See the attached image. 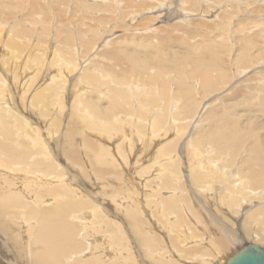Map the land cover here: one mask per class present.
Masks as SVG:
<instances>
[{
    "label": "rangeland",
    "instance_id": "rangeland-1",
    "mask_svg": "<svg viewBox=\"0 0 264 264\" xmlns=\"http://www.w3.org/2000/svg\"><path fill=\"white\" fill-rule=\"evenodd\" d=\"M73 1L74 0H7V1L2 0V1H0V11L3 10L2 12H0V15H1L0 16L1 17L0 18V21H1L0 22V24H1L0 25V76H4V77H1L2 79L4 78L3 82L0 78V80H1L0 81V93H1L0 94V146L5 144L4 148H5V146H7V149H6L7 152L6 153H8L11 156V158H10V157H8L9 155H7V154L4 155L3 158H5L4 160H5L6 165H12L15 163V164L19 165L20 167L25 165V166H28V168H30L31 166H29V165H31L32 162L34 164V161H36L34 159H31L32 161L30 160L29 157L32 154L36 153L37 159L41 160L42 158L38 157V156H42L43 153L44 154L47 153L46 155L47 156L50 155L51 157L50 158L48 157L47 159L43 158L44 161L42 160V163L38 162L40 164V166L37 164V162H35L37 165L35 164L33 166V164H32V168L35 169V171H40L41 173L44 171V173L48 172L51 174L57 173V175H62V176L65 175V177H68V179L73 176L71 178L73 180L71 181L69 179V181L73 184L74 189H77L76 190L77 193L81 192L82 194L84 193V194H88V195L91 193V195H92V196L89 195L90 197L87 195L85 198H82V200H84V199H86L87 201L92 200V202H93L92 204H94L96 207H98L99 211L101 210V209H99L100 207H105L104 210L101 212H102V216L104 215L105 219H106V217L109 216L107 218V221L104 220L105 222L103 225L108 229L106 230L104 227L103 228L101 227V228H99L100 230L97 229L98 232H96L95 234L99 233V231H101V229H103V231H101L100 233L103 232L105 234H110V236H111L109 239L110 245L108 244L110 246V248H112L113 250H118L117 249L118 247L122 249L121 256L118 254L116 256L117 259L115 258L116 263H114L115 262L114 261L113 264H117L118 263L117 260L120 257L123 258L122 255L124 256V259H125L124 261H121L122 264H124V263L128 264V263H131L133 260H135V259L137 260L138 258H140L141 255L140 254L136 255L138 253L137 252L134 253L133 249H131L128 253L124 242H126V241L129 242V241H131V239H133L132 241H134V243H133L134 245L138 246V245L142 244V246H145L144 244H147L146 243L147 240L144 239L145 235H146L145 237H147V239H150V242H148L147 247L151 248V250H149L150 251L149 253L151 254V256L145 255L147 252H145V249L142 247L143 252H145V254H144L145 257L143 255V258H144V260L145 259L149 260V258L152 259L155 257H156L155 259H157L158 256L160 255V253L157 252L158 251V249L156 250L157 247L155 248L152 245H156L157 240L159 241V243L161 242L162 244H164L165 241L167 242V240L164 241L165 236L167 239L169 237V235L166 234L167 232H169L167 230L170 228L171 229L170 234L174 235L177 232L176 229H178L179 226H182V225L184 226V228L185 227L187 228V225L190 226L192 232H194V230L196 232L195 237H197L201 240V246H199L200 250H198V252H200V253H197V255L194 254V257L197 256V258H199L200 260L202 258V260H203L202 264L205 263L204 262L205 260H209L210 263H211V260L214 261L215 264H216L215 261L220 263L219 259L222 255V253L220 251L219 244H216V245H214V244L217 240H218L217 242H220L223 244H227L229 241L227 236H225L222 232H215V231H217L215 227H217V228L220 227L222 221H224L226 223L227 227L230 230H237L238 229L237 225L239 223L236 220L237 219L241 220L240 221L242 223L241 229H242V233H243L242 237H244V235L246 236L247 232L250 235V236H246L247 240H249V238L251 237V232L253 231V225L257 226L256 222L260 223L258 225L259 230H261L260 232H262V230H264V223H263L262 218H259L262 221H257L258 219H256L255 217H254L255 219L254 218L253 219L247 218L246 223L245 222L243 223V220H242V218L246 214L250 213L249 211H251L255 207H259L261 204V201H264L263 198H260V197H264V184L260 185L259 188H261V189H259V191L256 190V191H258V194L260 197L253 196L254 201L252 202V206H250L251 204H249V202H247V205L250 206L249 208H245L242 206L238 208V205H239L238 200H240V199L238 198L236 200L237 202L236 201H230L232 199V197H226L225 198L226 203L222 204V205L211 204L208 202L205 203V200L211 201V202L213 200L215 201V199L213 198L215 187L211 188V191L209 193H206L207 195L202 196L203 193L200 192V190H202V189L198 188V185H200V184L196 185V183L190 179L191 178V171L189 170L188 165H189V161H191V160H190V158L188 159V157H190L189 153L191 151L189 152V148L186 149L187 148L186 139H188L190 137L192 140L190 142L196 141V143H197V141H198V144L200 143L199 145L201 146V148L204 151H206L207 148L209 149V146L212 145V154L213 155H216V153H219V152H218V145H215L214 149H213L214 144L208 141V139L210 137H207V139L205 137L207 134H210V133H211V137H218V138H220V141L224 139V138L220 137L221 135H225L227 140H233V141L237 140V143L229 145V146H232V147L236 146V152H237V154L239 153L241 157H244V156L247 157V156L251 155L252 149L254 147H260L264 151V76H262V75H264V73L262 74V71L264 70V65L260 66L261 64L259 62V61L264 62V25H263L264 24L263 23L264 22V20H263L264 0L263 1L261 0L259 2V4L253 0H246V1H249L246 4L244 3L246 5V7H245V5L240 6V9H241L240 13L241 14H238L235 16V11L229 10L230 13L229 12H227V13L224 12V14L222 13L221 16H224V18L221 21L216 16H213V15L212 16L214 18L212 16L201 17L199 14L198 16L200 18H202V19L207 18L209 22H210L211 18H212L211 22H213V20H215V19H217V21H215L213 23L210 22V25L206 24L207 26L205 24L204 25H198V24H196V22L199 21L200 18H198V16H197L198 20L196 19L197 21H195V24L193 23V25H191V27H190L191 29L189 28V26H190L189 23L186 24L185 22H183V23L178 24V26L182 25L179 27V30H178V28L174 29L175 31L173 29H172L173 31L170 30L172 33L167 29V28H170V27H168V25L170 23H172L171 21L173 19L171 20V18H169L170 20L169 19H166V20L163 19V21H162L161 18H163V17H161L159 20V18H154V16H153V19H157L159 21L156 22V20L155 21L153 20L150 22L151 18L148 15H152V14L151 13H143V15H140L137 18L136 22L133 25L129 26L127 20H126V25L121 19H120L121 21L115 22L114 19L116 17L111 18L112 15H109V12H111L112 10L108 12V10L106 9V7H107L106 5L101 6V8H100L99 3H98V5H97V3L94 4L96 0H92V1L90 0L91 2L89 0H88V2H87V0H81L80 4H84V5H82L81 7L77 6L78 8L75 6L74 10H72V6L75 4ZM83 1H86V2H83ZM93 1H94V3H93ZM32 2H34V3L32 4ZM215 2H217V0H215ZM262 2H263V4H262ZM4 3H6V5ZM91 3H92V5H91ZM3 4L5 6H9V7H4ZM205 4H206V2L201 3V5L203 7ZM231 4H233V3H231ZM188 5H189V3H188ZM209 5H210L209 9H215V7H213L214 5L212 3ZM252 6H253V8H252ZM261 6H262V8H261ZM199 7H201V6H199ZM79 8L82 10L80 11ZM255 8H256V10H255ZM124 9L126 10V12L122 13L123 15H125L123 18L127 17L126 13L129 10L127 8H124ZM258 9H260V10H258ZM76 10H77V12L80 11V13L78 12L79 13L78 14V13L74 12ZM86 10L88 11V13ZM29 11H31V12H29ZM82 11H83V13H82ZM247 11L248 12L251 11V13L249 12L250 15L248 14ZM257 11H259V13L262 12V14H260L259 19H256L259 16V13ZM77 14H78V17L81 15L79 17L80 20L77 17ZM84 16H86V17H84ZM226 16H227V18H226ZM261 17H262V19H260ZM25 19L29 20V21H26ZM207 19H205L206 23L208 22ZM31 20H32V22H31ZM87 20H88V24H86V27H85L84 25L87 22ZM174 20H176V19H174ZM254 20H256V21H254ZM56 21H57V23H56ZM80 21H81V25L83 26L84 29L80 28L81 27V25L79 23ZM97 21L101 22L102 24L105 23L104 28L108 27L107 28L108 31L111 30L110 35H109V37H111V38H109L110 41L108 43V46H109V44H110V46L108 47L107 45H103V46H101L102 47L101 49H97V50H98V52H99V50H103V51L105 50V52L107 53L108 49H109L111 56H108L107 54L103 53V51L102 52L100 51L98 54L99 57L96 56L93 58L94 60H96L98 62L91 59L89 61L90 63L88 62L87 64H85V65H88V66H86L87 70L85 69L83 76L81 75L82 79H80V78H77L78 77L77 72H78L79 66H78V58L76 59V54H78V53H76L77 45H79L78 42L80 41L79 32L80 31H82V32L86 31V32H84L85 36L89 37V39H90L89 40L88 38H86V40L83 41V43H82L83 46L81 47L83 50L89 49L92 45L91 41H94V40L96 41L98 39L97 38L98 36H100V38H101V36L108 34V31H105V32H101L100 35H96L97 37H93L94 33L98 32V34H99L100 31L103 29V28H101V25H99V23ZM251 21L255 22L256 24H253V22H251ZM28 22H30V23H28ZM90 22L91 23L94 22V23L91 24ZM18 23H19V25H18ZM23 23H25V24H23ZM66 23H68V24H66ZM106 23H108V24L106 25ZM116 23H119V24H116ZM151 23L152 24L155 23L154 27L159 28L160 32L158 34L155 35L154 33H157V32L154 31L150 38H145L143 36L141 37V35H144L142 33H137V34L133 33V32H135V27H143V26H146L147 24H151ZM184 23L187 25L186 27H188V29L184 28L185 27ZM214 23H216V24H214ZM112 24H113V28L111 27ZM138 24H140V25H138ZM17 25L18 26L21 25L20 28ZM28 25H30V26H28ZM119 25H120V27H119ZM76 26L77 27L79 26L78 28H80V29H77ZM193 26L194 27L198 26V28L196 27V30L197 29L198 30L196 31ZM16 27L19 28L20 30L23 28L25 31L22 29L21 32L22 33L26 32L24 34L26 36H20V32ZM56 27L58 28V30H56L57 29ZM114 28H116V29H114ZM207 28H208V30H207ZM87 29L89 31H87ZM17 30L19 33H17ZM31 30H33V32ZM94 30H95V32H94ZM165 30H168L169 32L165 33L166 32ZM185 30H187V31H185ZM41 32H43V33H41ZM184 32H187L188 34L184 33ZM15 33H17V34H15ZM22 33H21V35H23ZM89 34H92L93 36L89 35ZM164 34H167V37H165ZM168 34L170 36H168ZM9 35H10V37H9ZM162 35H163V37H162ZM23 37H24V39H27L26 43L23 41ZM252 37H253V39H252ZM14 38H15V42L12 41V40H14ZM100 38L98 40H100ZM163 38H165L166 40ZM78 39H79V41H78ZM260 39H261V41H260ZM53 40L55 42H53ZM73 40L76 42L75 43V50L76 51L71 49L74 45ZM10 41L12 44L10 43ZM16 42H17L18 46L16 45ZM18 42H20V43H18ZM29 42H30V44H29ZM96 42H98V41H96ZM3 44L6 47L8 45V47L4 48ZM23 44H24V46H23ZM243 45H248V46L244 47ZM14 46H15V49H14ZM104 46L105 47L107 46V47L103 48ZM237 46H239V47H237ZM241 46H243V47H241ZM114 47H116V48H114ZM8 48H10V49H8ZM81 48H80V50H82ZM113 48H114V51H112ZM241 48H243V49L246 48V50L245 49L243 50V52H245V53L241 52L242 51ZM67 49H69V51ZM9 50H11V51H9ZM53 50H55L56 52ZM71 50H72V52H70ZM74 52H75V54H74ZM100 53H102V54H100ZM235 53H238V55ZM114 54L116 55L115 57L113 56ZM241 54H243V55L245 54V56L247 54L248 55L250 54L249 55L250 57H248V55H247V57L250 59V61L248 59V60H245V62L241 63L240 62ZM254 54H255V56H253ZM80 55H82L81 52L78 56H80ZM100 55H102V57L104 56L103 57L104 59H102ZM238 56H240V57H238ZM106 57H107V59H106ZM3 58H4V60H3ZM99 58H100V60L102 59L103 62L100 61ZM115 58H117V59H115ZM255 58H257L258 61ZM50 60H52L54 63H51ZM60 60H61V64L56 65L55 62H60ZM74 61L76 63H74ZM241 61H242V59H241ZM63 62H68L69 66L66 67L65 65H62ZM92 63H93V65H90L91 66V69H90L89 64H92ZM95 63L98 64L100 67L102 66L101 67L102 69L97 65L99 67V69H101V70H99V69L96 70L95 66H94V65H96ZM212 63H214L213 67H212ZM245 63H246V65H245ZM75 64H76V66H74ZM104 64H105V66H104ZM109 64H111L112 67L108 66ZM240 64H241V66H240ZM97 66H96V68H97ZM242 66H247L248 70L244 75H242V77H240V75H239L240 78L239 79L237 78L238 80L234 83V85H235L234 88H230L231 87L230 86V87H228V90L230 89L229 91L226 90V91L220 92V89L227 82H230V80H231L232 76L230 73L232 70H230V69H233V67H241L242 68ZM109 67H111V68H109ZM214 67L219 71H217ZM92 68L94 69L93 70L94 72L93 71L90 72V70H92ZM106 68H107V71H106ZM205 68L208 69L209 74L210 75L212 74L211 76H213L214 78L217 77L216 75L218 74V72H220V70L224 69V71H226V74H227V76H226L227 81L223 82L224 84L217 81V83H215L214 86L203 87L201 84L202 83L201 82L202 76H200V74L203 71L202 69H205ZM44 69H45V71H44ZM162 69H163V71H162ZM60 70H61V72H60ZM102 70L104 71V73ZM100 71L102 73H100ZM113 71L115 74H113ZM141 71L144 72V75ZM227 71H228V73H227ZM98 72H99V74H98ZM151 73H153L154 75L160 74V76H161V74H164V73H166L167 75H162L164 78L162 77L161 81L156 79L155 82H157V84L155 83V85L152 88V91L155 88L154 93L149 94V92H147L145 90H144V93L143 92H140V93L135 92V94H136L135 98H136V96L138 97V98H136V101L138 102L139 105H141L143 107H139L138 109L133 108V107L138 106L137 102L132 101V103L131 102L125 103L122 98H117V104L113 106L114 94L111 93L112 94L111 95L110 92H114V89H110L112 87V84H110L111 81L124 80L126 83L128 82V84H131L132 81H134V82L140 81V82H143L145 85H148L150 80L148 81L147 78H150L151 75L154 76ZM91 74H93V75L91 76ZM43 75L45 76V78H44V79H46L45 81L42 79ZM52 75H54L53 80L55 81V83H53L52 87L51 86L46 87L45 85H46V83L51 81ZM101 75H104V77ZM105 75H106V77H105ZM152 76H151L152 80L150 83H152V81H154ZM31 77L33 79H31ZM48 77H50V78H48ZM118 77L119 78L121 77V78L119 79ZM77 79H80V80H77ZM241 79L242 80L245 79L246 81L245 80L242 81ZM47 80H49V81H47ZM4 81H6L5 82L6 84L4 83ZM26 81H27V84H26ZM162 81H165L166 87L168 89L170 88L169 89L170 91L174 90L173 94L170 93V94H168V96H172L173 99L177 102L178 106L176 107V111L175 112L172 111L174 113V115H177L175 117L176 118L175 122H177V123L176 124H175V122L172 123V119H171V121L167 120L168 119V113H166L167 108L164 107L163 111H165V119H166L165 122H163L164 124L161 122L159 124L157 123L158 125L154 124V123L152 125L153 128L151 130L156 131L154 133H157L156 137H155V134H153V132H150V129L148 128V125L145 122V120H146L147 123H149L150 120L148 121L149 118L146 116L147 113H145L144 109H145V107H147V109H148L147 111H149V109L152 110V107H154L155 103H157V102L159 103V100H161L162 97H160V98L158 97L159 98L158 99L155 97V95L161 90V89H158V90H156V89L160 88L159 86H161V84H163ZM231 81L233 82V79ZM1 82L4 84H1ZM4 85H6V86H4ZM23 85H24V87H23ZM60 85H62L63 87L62 86L60 87ZM27 86L28 87L30 86V88L28 90H26ZM103 86L104 87L106 86L105 88L107 89V91ZM2 87L4 88V90L1 89ZM39 87L40 88L44 87L43 88L44 91H41V89ZM49 88L51 90H49ZM102 88H104L105 90H102ZM186 88H188V90L190 92L189 94H186V92H184L185 90H187ZM217 88H218V90H217ZM38 91H41L40 93L43 92V94H44V95H42L43 96L42 100H44V101H42L40 99V101H38L39 103L37 101H35V99L31 98L35 93H38ZM75 91L77 92L76 96L78 97L77 103L73 102V97H74ZM47 92H49V95ZM178 92H179V94H178ZM210 92H212V93H210ZM183 93H185L188 97H191V99H192L190 108L186 109L185 99L183 101L182 98H179V96L182 97ZM108 94L111 95V98L109 97ZM146 95H148V96H146ZM149 95H151L153 99L151 97H149ZM164 96H165V98L163 97V100L165 101L164 104H166V106H168L169 100L166 97V94H164ZM216 97H219V98H216ZM166 98H167V100H166ZM202 99H206V102H208V104L205 107H202V105H204L203 104L204 102L202 101ZM108 100H109V102H107ZM78 101H79V103H78ZM167 101H168V103H167ZM87 102H89V104H90V102H93V106H92L93 108L96 107L99 112L104 111L105 112L104 114H108L112 117V119H110V120L108 117H106V118H108L107 121L110 122V124L112 122L113 123L115 122V124L112 123V130H111V128H109V127H111V125L108 126L107 123H104V124L101 123L102 119L99 121V123L94 122L95 120L97 121L98 116H95V118H93L92 114L88 115L87 112H89L88 111L89 107L87 109ZM84 103H85V105H84ZM199 104H200V106H199ZM198 108H200V109H198ZM11 114H13V115H11ZM10 115L13 116L14 118L11 117ZM16 115H18V116H16ZM101 115L103 116V114H101ZM119 115L133 116L134 118L137 119V120L135 119L137 122L135 120L132 121L126 117H125L126 119L124 118L125 120H123L122 116H119ZM166 115H167V118H166ZM15 116H16V118L18 117L17 118L18 120L15 118ZM115 116L118 117V120L116 119V121L115 120L112 121L113 118H115ZM226 117H227V119H226L227 124L223 125V123H222L223 119ZM140 118H142L143 120L141 121ZM199 120H201L200 123H198ZM5 121H7V124ZM26 121H28V122H26ZM46 122H47V124H46ZM25 123L28 125H26ZM196 123H197V125H195ZM100 124L101 125L103 124L104 127H102L103 125L101 126ZM95 125H96V127H95ZM76 126H77V128H76ZM183 127H185V128H183ZM190 128H192L191 129L192 132L194 131L193 128H196V129L193 133L190 134V133H188L190 131ZM136 129H138V130L135 131ZM5 131H8L9 135H7L8 133L6 134ZM174 131H177V132L179 131V132L175 134ZM35 132H36V134H35ZM64 132L67 133L68 135L70 134V136L68 137V135H67L66 136L67 138H66L63 135V134H65ZM140 133H141V135H140ZM186 133H188V136ZM137 134H139V135H137ZM172 135H174V137ZM137 136H139V137H137ZM141 136H143V137L145 136V138H143ZM197 136H199V137H197ZM24 137H25V139H24ZM171 137H172V139H171ZM185 137H186V139H185ZM29 138L31 140H28ZM68 138H70V139H68ZM137 138H138V140H136ZM35 139L36 140L38 139L39 142L34 141ZM132 139H134V140H132ZM32 141L37 142V143H35L33 145ZM10 146H11V148H8ZM40 146L44 149H41ZM102 146H104V148H103L104 151L103 150L101 151V149H100V148H102ZM131 148L134 151H132ZM260 148H258V149H260ZM8 149H10V150H8ZM11 149H15V150L17 149V150L15 151V150H11ZM28 149L30 152L28 151ZM99 149H100V151H99ZM225 149H226V147L223 149V151ZM44 150H45V152H44ZM231 150H232V148L227 147V149L224 151L225 153H223L220 149V151L224 155H226L227 151L229 152ZM4 151H5V149H4ZM10 151L12 152V154ZM209 151H210V149H209ZM215 151H217V152H215ZM16 152L20 155H18ZM30 153H31V155H30ZM176 153H177V156L175 155ZM0 154H2V156H3V147L0 148ZM61 154H62V156H61ZM97 154H99V156H101L100 154H102L103 156H101V158H104V159H101L99 161L100 158H99V156H97ZM154 154L155 155L157 154V155L155 156ZM140 156H142V157H140ZM169 156L172 157L173 159L175 158L173 161H171L172 164L171 163L166 164L167 162L165 160L168 161L169 159L167 157H169ZM228 156L227 157L224 156V158H225L224 164L226 166L228 165V167H226V169L230 170L231 168H233V166L238 165V163H237V161L235 163L233 162L232 166H230L228 164V162H230V161L226 162V159H228ZM235 156L237 157V155H235ZM240 156H239V158H240ZM13 157H15V158L13 159ZM19 157H21V158H19ZM60 157H62V158H60ZM97 157H98V159H97ZM154 157H156L157 159ZM8 158H10L11 160ZM67 158H68V160L69 159L70 160L68 161ZM6 159H8V160L6 161ZM48 159H49V161H48ZM53 159L55 160V161H53L54 163L52 162ZM95 159H96V161H95ZM50 160L53 163V167H52V164L50 165L53 168V170L50 166H48L51 163ZM28 161L29 162L31 161V163H29ZM69 164L72 167L69 166ZM239 165H240V163H239ZM25 166H24V168H25ZM67 166L70 169H68ZM0 168H2V170H4L3 167L0 166ZM32 168H30V169H32ZM49 168H51V169H49ZM158 168L162 171L159 172L160 170ZM163 168H164V170H163ZM54 169L56 170V172ZM61 169H63V170H61ZM67 169L72 170V171L69 172ZM74 169H77V170H74ZM2 170L0 169V171H2ZM66 170H67V172H66ZM109 170H112L113 172L109 171ZM170 170H171V172H170ZM52 171H54V172H52ZM59 171L62 172V174H59L60 173ZM155 171H156V173H155ZM168 171H169V173H171L170 175L173 174L172 176L169 177L170 179L168 177H164V175L169 174ZM65 172L67 175L65 174ZM23 174H22V172H20V174H19L20 177L18 178V182H20L22 180V178L24 176ZM21 175H22V177H21ZM151 177H152V179H151ZM224 177H226L228 180L237 179V175H235L234 177H232V176L227 177L224 175ZM167 178L169 181L167 180ZM146 179H148V181H145ZM151 180H156V182H157L156 185H159V184L161 185V188H160L161 190H159V192L156 193L158 196L157 197L154 196L153 198L148 197L149 194H151V189H152V187H151L152 181ZM159 181H160V183H159ZM74 183H75V185H74ZM17 185L21 186L22 189H23L22 185L25 186V184L19 185L18 183H17ZM216 185H219V183H217ZM239 186H241V185H239ZM57 187L55 186L54 189L52 188L53 190H51V191H54L55 189H56L55 191H57V189H60L58 191H63L62 190L63 187L62 188L59 186H57ZM232 187L234 190H236L237 189V183L236 184L233 183ZM24 188H26V191H24V194L27 193V196H28L29 193L27 192V190H29L30 188H28L26 186ZM147 192H149V194H147ZM243 192H244L243 194L249 193L248 191H243ZM259 192H262V193H259ZM134 193H137V194H134ZM72 194L70 193L69 195H71L74 200H80L81 199L79 197L74 196L75 195L74 191H72ZM170 195H172V197L174 196L173 197L174 199H178L176 210H179V212L176 210H173L170 212L166 211V213H165L166 215L163 213H159V204L157 205V203H159L160 198L161 197L165 198L166 196L168 197ZM237 195L239 196V193ZM114 196H115V198H114ZM92 197H94V199ZM112 197H113V199H112ZM136 198H138V199H136ZM145 198L147 199V202H149L151 199L150 203H154V204L149 203L151 206L149 204L147 205V207L149 209L142 205V202L144 204L146 203ZM199 198L202 201H200ZM135 199L138 200V202ZM148 199H149V201H148ZM197 199H199V200H197ZM90 202L91 201H89V204H90ZM133 202L135 204L137 203L139 205V208L142 207V209L143 210L145 209V210L142 213H140V211L139 212L137 211V213H139L138 215L136 212H134V210L130 211L131 208H129V206L131 203L134 204ZM230 203L233 206H235L237 211L235 208H230V209H228L229 210L228 213L223 214V212L227 209L226 207H228L225 205L226 204L230 205ZM120 204L121 205L123 204V206H121ZM127 204L129 206H126ZM29 205H31L30 207H33L35 209L36 208L41 209V208L45 207V206H41L39 204L37 206V205L29 203ZM100 205H102V206H100ZM215 205L218 207V209ZM180 206H181V208H180ZM202 206H204L205 208ZM6 207L7 208L10 207L12 209L11 210L10 209L9 210H7V209L3 210L2 209V211H1L3 213L4 212L6 213V214H3V216L5 215L6 217L5 216H4V218L0 217V219L2 220L0 222V229L2 230V231L0 230V235L2 237L5 236L4 238L6 239V241H4L3 243H5V242L7 243V244L6 243L5 244L7 247V251L10 253V257L13 258V260L15 259L14 262L16 261V263H18V264H32V263L35 264L34 254L36 253V250L40 248L39 247L40 244L34 240H32L30 242L32 244V245L30 244V246H31L30 252H31L32 257L28 258L27 253H25L26 249L23 246L26 239H24V236H19V232H21V230H23L24 228L21 229L20 226L18 227V224L20 223V221H17L18 219H20V218H18V216L21 215L23 212L25 215L27 208H25V211L21 210L22 207H19L17 202L9 203L8 206H6ZM86 207L88 208V205L83 206L81 209H85ZM125 207H127V209ZM157 208H158V210H157ZM206 208L210 209V212H213V210L215 209L217 212V213L216 212L215 213L218 214L220 220H222V221H219L217 216L212 217L211 221H209L207 218H205L203 216L205 214V213H203L204 212L203 210H205ZM211 208H214V209L212 210ZM105 209H106V211H107V209L109 211L105 212ZM125 209H126V211H125ZM119 210L122 212H120ZM222 210H223V212H222ZM8 211L9 212L11 211L12 215H10ZM99 211H97V212H99ZM132 211H133V213H132ZM74 212H76V210H74ZM104 212L106 215L103 214ZM130 212H131L132 217H130L131 215H129ZM151 212H152V214H151ZM161 212H162V210H161ZM226 212H227V210H226ZM253 212H254V210H253ZM13 213H16L17 215L13 214ZM99 213L96 215V217L101 214V213L100 214ZM154 213H157V214H154ZM177 213L180 215H183V216H180ZM134 214H136V215H134ZM147 214L150 215V220H148ZM8 215H10V217H8ZM15 215L17 217H14ZM126 215L127 216L129 215L128 219L126 218L127 217ZM196 215L199 218H197ZM225 215H226V217H225ZM135 216H137V217L140 216L139 217L140 221L136 220L137 217H135ZM175 216H177V217H175ZM195 216H196V218H194ZM99 217L101 218V215ZM16 218H18V219H16ZM180 218H183V220L186 222H183V220ZM98 219L99 218H96V220H98ZM152 219H154V220L152 221ZM169 219H170V221H169ZM3 220H4V222H3ZM121 220H122V222L120 223ZM142 220L145 221V223H143L145 226L144 229L143 228L141 229L138 225V223L141 224ZM194 220H196V221L198 220V222H196ZM108 221H110V223H111L110 226H109ZM129 221H131V222H129ZM106 222H108V223H106ZM132 222H134V223H132ZM6 223H9V224H6ZM94 223L99 224L100 222L98 223L96 221ZM116 223L118 224V227H117ZM151 223H152V225H151ZM163 223H165V224H163ZM106 224H107V226H106ZM127 224L128 225H133V224L135 225L136 224L138 227L136 225H135L136 227L135 226H126ZM154 224H155V227H154ZM122 225H123L124 229H122L123 227H119ZM159 225H161V226H159ZM80 226L81 225H79L77 227L78 230L80 229V231H78L79 235H77L76 237L79 236V237H81V240H82V237H84L85 233H83V230H82L84 227H82V226L80 227ZM141 226H142V224H141ZM33 227H38V224L37 223L34 224ZM130 227H131V231L129 230ZM132 227H134V228H132ZM150 227L152 229H154L156 232L153 231ZM136 228H138L139 231H137L138 229H136ZM149 228L151 229L150 233H152L153 236H151V234L148 233ZM184 228L183 227L181 229L179 228V230L183 231ZM186 228L184 230L185 231L187 230L188 235L187 234H181V233L179 235L180 236L185 235L188 240H192L193 238L195 239V237H193L190 234L191 230L189 229L190 231H188V228L187 229ZM3 229L4 230L6 229L5 233H4ZM119 229H121L120 231L122 233L119 231ZM145 229H148V230H145ZM159 229H161V230H159ZM140 230H141V232H140ZM162 230H163V232H162ZM124 231L125 232L128 231L129 234H128V232L125 233ZM145 231L147 233L144 234ZM6 232L8 235L6 234ZM31 233L32 234L30 237H34V236L36 237V234H33V231ZM153 233H155V234H153ZM158 233H160V234H158ZM161 233L162 234L164 233V235L166 234L164 236V238H161V237H163ZM183 233H184V231H183ZM122 234H127V235L125 237V235L123 236ZM139 235H140V237H139ZM96 236H98V235H96ZM148 236H150V237H148ZM190 236H191V238H190ZM79 237L76 238L77 239V246H73L72 250L70 249L71 251L67 252L65 255L69 256L68 253H70V254L76 253L77 249H78V253L81 250H83L81 247H84L85 242L82 241L83 242L82 244L80 242V244H81L80 245L79 244V240H80ZM133 237H135L136 240ZM8 241H10V243ZM151 241H153L152 245H150ZM131 242L127 243V244H129V247L131 245ZM212 242H214V243H212ZM251 242H253V244H255L256 239H253ZM167 243H169V242H167ZM167 243H165L166 244L165 250H163L164 257L167 258L169 255V257L167 259H169L170 261L174 262V261L178 260L177 262H180L178 255L174 251L175 248L173 249L172 247H167L168 246ZM257 243H259V242H257ZM11 246L12 247L14 246V249H12ZM123 246H125V248ZM261 248H264V241H262V247ZM32 249H33V251H32ZM166 249H168V251ZM172 249H173V251H171ZM166 251L168 253H166ZM13 252L16 255H14ZM130 252H132V254ZM143 252H141V253L143 254ZM153 253H154V255H152ZM156 253H159V255L155 256ZM172 253H174V254H172ZM179 253L181 254L180 251H179ZM129 254H130V256H129ZM171 255H174L173 256L174 258ZM216 255H218V256H216ZM75 256H76L75 259L79 260L80 257L77 255H75ZM125 256H126V258H125ZM136 256H137V258H136ZM146 256H147V258H146ZM181 258L185 259L183 257V255ZM25 260L26 261L30 260V263H29V261L25 262ZM152 261H154V259L149 260V262H152ZM192 263L193 264H199L195 260H193ZM118 264H120V260H119ZM220 264H223V263H220Z\"/></svg>",
    "mask_w": 264,
    "mask_h": 264
},
{
    "label": "bare ground",
    "instance_id": "bare-ground-1",
    "mask_svg": "<svg viewBox=\"0 0 264 264\" xmlns=\"http://www.w3.org/2000/svg\"><path fill=\"white\" fill-rule=\"evenodd\" d=\"M0 1H2V0H0ZM7 1V0H6ZM90 1V0H89ZM92 1V0H91ZM90 1V2H91ZM253 1H255L256 3H258L259 4V2L261 1V0H253ZM263 1V0H262ZM4 2V1H3ZM10 2V1H9ZM16 2V1H15ZM75 4L72 6V10H74V7L76 6H79V7H81L82 5H84V4H80L81 3V0H74L73 1ZM83 2H86V1H83ZM87 2H88V0H87ZM89 2V3H90ZM206 2V4L204 5V7L201 5V3H205ZM247 2H249V1H246V0H217V2H215V0H96L95 1V3H94V1H93V3L94 4H96L97 3V5H98V3H99V6H100V8H101V6H104V5H106L107 7H106V9L108 10V12L109 11H111V12H109V15H112V17L111 18H115L114 20H115V22H117V21H123L124 23H125V25H126V20L128 21V24H129V26H131V25H133L135 22H136V20H137V18L140 16V15H143V13H151L152 15H148V16H150V18L152 19H150V22L151 21H155L156 20V22L157 21H159L160 20V18L161 17H163V18H161L162 19V21H163V19L164 20H166V19H169V18H171V20L173 19H176V20H172L171 22L172 23H170L169 25H168V27H170V28H167L169 31L170 30H174V29H176V28H178V30H179V27L180 26H182V25H179L178 26V24L179 23H183V22H185L186 24L187 23H189V28L191 27V25H193V23L195 24V21H197L198 20V18H200L198 15L200 14V16L201 17H204V16H216L220 21L224 18V16H221L222 15V13L224 14V12L225 13H227V12H229V10H231V11H235V16L236 15H238V14H241L240 13V11H241V9H240V6L241 5H245ZM34 2H32V4H33ZM188 3H189V5H188ZM213 4L214 6L213 7H215V9H209V4ZM231 3H233V4H231ZM240 3V4H239ZM245 3V4H244ZM5 5H6V3H4ZM3 4V5H4ZM192 4V5H191ZM262 4H263V2H262ZM4 5V7H9V6H5ZM91 5H92V3H91ZM201 6V7H199V6ZM255 5V4H254ZM261 5V4H260ZM264 5V4H263ZM262 5V6H263ZM11 6V5H10ZM33 6V5H32ZM88 6V5H87ZM212 6V5H211ZM262 6H261V8H262ZM3 7V8H4ZM19 7V6H18ZM34 7V6H33ZM93 7V6H92ZM135 7V8H134ZM245 7H246V5H245ZM244 7V8H245ZM78 8V7H77ZM104 8V7H103ZM109 8V9H108ZM124 8H127V9H129L128 10V12L126 13V15H127V17H125V18H123L125 15H123L122 13H125L126 12V10L124 9ZM252 8H253V6H252ZM260 8V9H261ZM264 8V7H263ZM6 9V8H5ZM4 9V10H5ZM76 9V8H75ZM80 9V8H79ZM90 9V8H89ZM93 9V8H92ZM105 9V8H104ZM103 9V10H104ZM202 9V10H201ZM239 9V10H238ZM260 9H258V10H260ZM82 9H80V11H81ZM248 10V9H247ZM255 10H256V8H255ZM3 10H1L0 12H2ZM33 11V10H32ZM80 11H78L79 13H80ZM85 11V10H84ZM87 11V10H86ZM91 11V10H90ZM29 12H31V11H29ZM74 12H76V13H78L77 12V10L76 11H74ZM248 12V11H247ZM250 13H251V11H249ZM248 12V14L250 15V13ZM258 13H259V11H257ZM78 13V14H79ZM82 13H83V11H82ZM87 13H88V11H87ZM230 13V12H229ZM4 14V13H3ZM78 14H77V17H78ZM260 14H262V12L261 13H259V16H258V18H256V19H259V17H260ZM85 15V14H84ZM230 15V14H229ZM252 15V14H251ZM263 15H264V12H263ZM1 16V15H0ZM81 16V15H80ZM79 16V17H80ZM153 16H154V18H159V20H157V19H153ZM196 16V17H195ZM197 16H198V18H197ZM212 16V17H213ZM221 16V17H220ZM248 16V15H247ZM78 17V18H79ZM84 17H86V16H84ZM250 17V16H249ZM1 18V17H0ZM123 18V19H122ZM149 18V17H148ZM147 18V19H148ZM211 18V17H210ZM214 18V17H213ZM226 18H227V16H226ZM245 18V17H244ZM4 19V18H3ZM27 19V18H26ZM25 19V20H26ZM30 19V18H29ZM34 19V18H33ZM121 19V20H120ZM197 19V20H196ZM202 18H200V20L199 21H197L196 22V24H198V25H206V24H209L210 25V22L212 21L211 19H210V22L208 21V19L207 18H205V19H207V23H206V20L205 19H202ZM260 19H262V17L260 18ZM2 20V19H1ZM22 20V19H21ZM24 20V19H23ZM79 20H80V18H79ZM86 20V19H85ZM108 20V19H107ZM170 20V19H169ZM250 20V19H249ZM248 20V21H249ZM263 20H264V16H263ZM8 21V20H7ZM26 21H29V20H26ZM35 21V20H34ZM82 21V20H81ZM81 21L79 22L80 23V25H81ZM215 21H217V19H215V20H213V22H215ZM254 21H256V20H254ZM262 21V20H261ZM1 22V21H0ZM31 22H32V20H31ZM98 22V21H97ZM213 22H211V23H213ZM251 22H253V21H251ZM263 22V21H262ZM261 22V23H262ZM8 23V22H7ZM12 23V22H11ZM21 23V22H20ZM28 23H30V22H28ZM35 23V22H34ZM56 23H57V21H56ZM75 23V22H74ZM85 23V22H84ZM91 23V22H90ZM94 23V22H93ZM93 23H91V24H93ZM99 23V25H101V28H103L101 31H100V33L98 34V32L97 33H94L93 35L92 34H89V35H92L93 37H97L96 35H100L101 34V32H105V31H108V27L107 28H104V26H105V23H101V22H98ZM184 23V28H187L188 29V27H186L187 25ZM264 23V22H263ZM23 24H25V23H23ZM52 24V23H51ZM66 24H68V23H66ZM70 24V23H69ZM76 24V23H75ZM78 24V23H77ZM86 24H88V20H87V22L85 23V27H86ZM108 23H106V25H107ZM111 24V23H110ZM116 24H119V23H116ZM155 24V23H154ZM154 24H147L146 26H143V27H135V32H133V33H135V34H137V33H142V34H144V35H141V37L143 36V37H145V38H150L151 37V35H152V33L155 31V32H157V33H154L155 35L156 34H158L159 32H160V30H159V28L158 27H154ZM214 24H216V23H214ZM213 24V25H214ZM253 24H256L255 22H253ZM1 25V24H0ZM7 25V24H6ZM18 25H19V23H18ZM17 25V26H18ZM79 25V26H80ZM90 25V24H89ZM121 25V24H120ZM120 25H119V27H120ZM138 25H140V24H138ZM208 25V26H209ZM242 25V24H241ZM264 25V24H263ZM4 26V25H3ZM2 26V27H3ZM21 26V25H20ZM20 26H18L19 28H20ZM25 26V25H24ZM28 26H30V25H28ZM59 26V25H58ZM64 26V25H63ZM78 26V27H79ZM92 26V25H91ZM109 26V25H108ZM158 26V25H157ZM162 26V25H161ZM195 26V25H194ZM193 26V27H194ZM207 26V25H206ZM247 26V25H246ZM252 26V25H251ZM5 27V26H4ZM3 27V28H4ZM8 27V26H7ZM27 27V26H26ZM77 26H76V28L77 29H80V28H83V26L81 25V27L80 28H78ZM112 28H113V24H112V26H111ZM118 27V26H117ZM116 27V28H117ZM118 27V28H119ZM192 27V28H193ZM197 28H198V26H196ZM196 27H194V29L196 30ZM200 27V26H199ZM17 28V27H16ZM15 28V29H16ZM19 28H17L18 30H19V32H20V36H26V35H24L25 33H22L21 32V30L23 29L22 27V29L20 30ZM57 28V27H56ZM75 28V27H74ZM110 28V27H109ZM116 28H114V29H116ZM183 28V27H182ZM206 28V27H205ZM204 28V29H205ZM211 28V27H210ZM44 29V28H43ZM71 29V28H70ZM73 29V28H72ZM76 29V30H77ZM84 29V28H83ZM133 29V28H132ZM191 29V28H190ZM193 29V30H194ZM201 29V28H200ZM9 30V29H8ZM18 30H17V33H19L18 32ZM24 30V29H23ZM45 30V29H44ZM56 30H58V28L56 29ZM139 30V31H138ZM168 30H165L166 32L165 33H167V32H169ZM172 30V31H173ZM198 30V29H197ZM196 30V31H197ZM207 30H208V28H207ZM25 31V30H24ZM23 31V32H24ZM32 32H33V30H31ZM71 31V30H70ZM79 31V30H78ZM77 31V32H78ZM87 31H89L88 29H87ZM175 31V30H174ZM177 31V30H176ZM185 31H187V30H185ZM210 31V30H209ZM248 31V30H247ZM72 32V31H71ZM84 32H86V31H84ZM84 32H82V31H80L79 32V34H80V36H79V38H80V41H79V39H78V43H79V45H77V51L75 50V41H74V45H73V47L71 48L72 50H75L76 51V53H78V54H76V59L78 58V66H79V69H78V77L77 78H80V79H82V76H83V74H84V71H85V69H86V66H88V65H85V64H87L91 59H93L94 57H96V56H98L99 57V52L101 51H103V50H99V52H98V50L97 49H101L102 47L101 46H103V45H107L108 46V43H109V38H111V37H109V35H110V32H111V30H109L108 31V34H106V35H104V36H101V38H100V36H98L97 38L99 39L100 38V40H96V41H98V42H96L95 40L94 41H91V47L89 48V49H85V50H83L81 47L83 46L82 45V43H83V41L84 40H86V38H88L89 39V37H86L85 36V33ZM93 32V31H92ZM94 32H95V30H94ZM126 32V31H125ZM171 32V31H170ZM191 32V31H190ZM195 32V31H194ZM17 33H15V34H17ZM21 33L23 34V35H21ZM36 33V32H35ZM41 33H43V32H41ZM84 33V34H83ZM90 33V32H89ZM123 33V32H122ZM164 33V32H163ZM172 33V32H171ZM170 33V34H171ZM183 33V32H182ZM184 33H187V32H184ZM197 33V32H196ZM14 34V33H13ZM130 34V33H129ZM153 34V35H154ZM188 34V33H187ZM223 34V33H222ZM260 34V33H259ZM87 35V34H86ZM165 35V37H167V34H164ZM172 35V34H171ZM242 35V34H241ZM19 36V35H18ZM29 36V35H28ZM168 36H170L169 34H168ZM222 36V35H221ZM8 37V36H7ZM9 37H10V35H9ZM91 37V36H90ZM124 37V36H123ZM126 37V36H125ZM162 37H163V35H162ZM173 37V36H172ZM220 37V36H219ZM223 37V36H222ZM230 37V36H229ZM232 37V36H231ZM27 38V37H26ZM76 38V37H75ZM221 38V37H220ZM2 39V38H1ZM10 39V38H9ZM163 39H165V38H163ZM219 39V38H218ZM252 39H253V37H252ZM21 40V39H20ZM76 40V39H75ZM90 40V39H89ZM166 40V39H165ZM168 40V39H167ZM170 40V39H169ZM221 40V39H220ZM12 41H14L15 42V38H14V40H12ZM23 41L26 43V41H27V39H24V37H23ZM30 41V40H29ZM113 41V40H112ZM117 41V40H116ZM163 41V40H162ZM161 41V42H162ZM260 41H261V39H260ZM13 42V43H14ZM53 42H55L54 40H53ZM10 43H11V41H10ZM9 43V44H10ZM18 43H20V42H18ZM77 43V44H78ZM112 43V42H111ZM116 43V42H115ZM234 43V42H233ZM261 43V42H260ZM12 44V43H11ZM29 44H30V42H29ZM14 45V44H13ZM12 45V46H13ZM16 45H17V42H16ZM15 45V46H16ZM20 45V44H19ZM112 45V44H111ZM3 46H4V48L6 47L4 44H3ZM15 46H14V49H15ZM18 46V45H17ZM23 46H24V44H23ZM65 46V45H64ZM106 46V47H107ZM109 46H110V44H109ZM108 46V47H109ZM116 46V45H115ZM244 47H247L248 45H243ZM243 46H241V47H243ZM7 47H8V45H7ZM6 47V48H7ZM11 47V46H10ZM105 46L103 47V48H106ZM235 47V46H234ZM237 47H239V46H237ZM24 48V47H23ZM55 48V47H54ZM59 48V47H58ZM80 48L82 49V50H80ZM114 48H116V47H114ZM114 48H113V50L112 51H114ZM8 49H10V48H8ZM64 49V48H63ZM245 50H246V48H244ZM243 48H241V52H243V50H244ZM13 50V49H12ZM29 50V49H28ZM57 50V49H56ZM68 51H69V49H67ZM72 50L70 51V52H72ZM97 50V51H96ZM9 51H11V50H9ZM53 51H55V50H53ZM107 51V50H106ZM118 51V50H117ZM239 51V52H240ZM248 51V50H247ZM56 52V51H55ZM80 52H81V54L82 55H80V56H78L79 54H80ZM240 52V53H241ZM249 52V51H248ZM103 53H105V54H107L108 56H111V53H110V50L108 49V52L106 53L105 52V50L103 51ZM110 55H109V54ZM243 53H245V52H243ZM247 53V52H246ZM11 54V53H10ZM20 54V53H19ZM24 54V53H23ZM74 54H75V52H74ZM100 54H102V53H100ZM113 54V53H112ZM117 54V53H116ZM235 54H237L238 55V53H235ZM4 55V54H3ZM2 55V56H3ZM248 55V54H247ZM247 55L245 56V54L243 55V54H241V57L240 56H238V57H240V62L241 63H243V62H245V60H248L249 58L248 57H250L249 55H248V57H247ZM101 56V58L102 59H104L103 57H102V55H100ZM114 57L116 56L115 54L113 55ZM252 56V55H251ZM253 56H255V54L253 55ZM64 57V56H63ZM237 57V58H238ZM48 58V57H47ZM54 58V57H53ZM253 58V57H252ZM2 59V58H1ZM64 59V58H63ZM100 60V58H99V60L100 61H102L103 62V60ZM106 59H107V57H106ZM114 59V58H113ZM115 59H117V58H115ZM241 59H242V61H241ZM255 59H257V58H255ZM254 59V60H255ZM263 59V58H262ZM3 60H4V58H3ZM94 60V59H93ZM253 60V59H252ZM51 61V63H54L52 60H50ZM58 61V60H57ZM67 61V60H66ZM94 61H96V60H94ZM93 61V62H94ZM238 61V60H237ZM249 61H250V59H249ZM257 61H258V59H257ZM27 62V61H26ZM85 62V63H84ZM92 62V61H91ZM96 62H98V61H96ZM101 62V63H102ZM106 62V61H105ZM260 62V66H263L264 65V62L262 61H259ZM74 63H76L75 61H74ZM84 63V64H83ZM90 63V62H89ZM142 63V62H141ZM140 63V64H141ZM211 63V62H210ZM237 63V62H236ZM55 64L57 65H59V64H61V60H60V62H55ZM96 64V63H95ZM100 64V63H99ZM213 64L214 63H212V67H213ZM249 64V63H248ZM253 64V63H252ZM251 64V65H252ZM5 65V64H4ZM21 65V64H20ZM62 65H65L66 67H68L69 66V64H68V62H63V64ZM72 65V64H71ZM90 65H93V63L92 64H89V68L91 69V66ZM98 64H96V65H94L95 66V69L96 70H98L99 69V67L97 66ZM142 65V64H141ZM245 65H246V63H245ZM16 66V65H15ZM28 66V65H27ZM74 66H76V64L74 65ZM96 66H97V68H96ZM104 66H105V64H104ZM103 66V67H104ZM107 66V65H106ZM108 66H111L112 67V65L111 64H109ZM205 66V65H204ZM207 66V65H206ZM240 66H241V64H240ZM254 66V65H253ZM252 66V67H253ZM102 67V66H101ZM100 67V68H101ZM111 67H109V68H111ZM114 67V66H113ZM140 67V66H139ZM208 67V66H207ZM19 68V67H18ZM27 68V67H26ZM45 68V67H44ZM94 68V67H93ZM92 68V70H90V72L91 71H93L94 69ZM108 68V69H109ZM142 68V67H141ZM162 68V67H161ZM209 68V67H208ZM215 68V67H214ZM220 68V67H219ZM21 69V68H20ZM30 69V68H29ZM53 69V68H52ZM59 69V68H58ZM102 69V68H101ZM101 69H99V70H101ZM113 69V68H112ZM146 69V68H145ZM216 69V68H215ZM214 69V70H215ZM257 69V68H256ZM255 69V70H256ZM87 70V69H86ZM141 70V69H140ZM147 70V69H146ZM158 70V69H157ZM160 70V69H159ZM203 71H202V73L200 74V76H202V79H201V84H202V86L203 87H211V86H214V84L215 83H217V81H219V82H221V83H223V82H226L227 80V78H226V76H227V74H226V71H224V69L223 70H220V72H218V74L216 75L217 77H213V76H211L210 74H209V72H208V69L207 68H205V69H202ZM213 70V71H214ZM217 70V69H216ZM230 70H232L231 71V80L233 79V82L230 80V82H227L221 89H220V92L221 91H226V90H228V87H230V88H234V83L240 78V77H242V75H244L246 72H247V66H242V68L241 67H233V69H230ZM44 71H45V69H44ZM89 71V70H88ZM103 71V70H102ZM106 71H107V68H106ZM112 71V70H111ZM115 71V70H114ZM114 71H113V74H115L114 73ZM162 71H163V69H162ZM217 71H219V70H217ZM216 71V72H217ZM262 71V70H261ZM9 72V71H8ZM57 72V71H56ZM60 72H61V70H60ZM94 72V71H93ZM142 72V71H141ZM140 72V73H141ZM148 72V71H147ZM43 73V72H42ZM63 73V72H62ZM61 73V74H62ZM89 73V72H88ZM100 73H102L101 71H100ZM103 73H104V71H103ZM143 73V75H144V72H142ZM146 73V72H145ZM158 73V72H157ZM227 73H228V71H227ZM264 73V70L262 71V74ZM9 74V73H8ZM46 74V73H45ZM44 74V75H45ZM54 74V73H53ZM58 74V73H57ZM98 74H99V72H98ZM107 74V73H106ZM151 74H153V73H151ZM2 75V74H1ZM4 75V74H3ZM42 76L43 78V80L45 81L46 79H44L45 78V76ZM55 75V74H54ZM54 75H52L51 76V81H49V80H47V81H49L48 83H46V87L47 86H51L52 87V85H53V83H55V81L53 80L54 79ZM82 75V76H81ZM93 74H91V76H92ZM96 75V74H95ZM109 75V74H108ZM107 75V76H108ZM117 75V74H116ZM146 75V74H145ZM154 75V74H153ZM162 75H167L166 73H164V74H161V76H160V74H156V75H154V76H152V78L154 79V81H152V83H150L151 82V76H150V78H147L148 79V81H149V84L148 85H145L143 82H134V81H132V83L131 84H128V82L126 83L124 80H114V81H111L110 82V84H112V87L110 88V89H114V92H110V94L112 93V94H114V97H113V99H114V104H113V106L114 105H116L117 104V98H122L123 99V101L125 102V103H132V101H135V102H137L136 101V98H138L137 96H136V98H135V92H138V93H140V92H143L144 93V90L145 91H147V92H149V94H151V93H154L155 92V88L153 89V91H152V88H153V86L155 85V83L157 84V82H155L156 81V79L157 80H159V81H161L162 80ZM239 75H240V77H239ZM99 76V75H98ZM101 76H103L104 77V75H101ZM262 76H264V75H262ZM1 77H4V76H0V78ZM33 77V76H32ZM31 77V79H33ZM41 77V76H40ZM94 77V76H93ZM105 77H106V75H105ZM111 77V76H110ZM172 77V76H171ZM48 78H50V77H48ZM119 78V77H118ZM121 78V77H120ZM119 78V79H120ZM164 78V77H163ZM167 78V77H166ZM238 78V79H237ZM41 79V78H40ZM80 79H77V80H80ZM105 79V78H104ZM124 79V78H123ZM175 79V78H174ZM1 80H2V82H3V80H4V78L2 79L1 78ZM0 80V81H1ZM176 80V79H175ZM242 80V79H241ZM243 80H245V79H243ZM242 80V81H243ZM38 81V80H37ZM46 81V82H47ZM63 81V80H62ZM61 81V82H62ZM188 81V80H187ZM246 81V80H245ZM1 82V84H4L6 81H4V83H2ZM177 82V81H176ZM162 83L163 84H161V86H159L160 88H157L156 90H158V89H161L156 95H155V97L156 98H160V97H162L161 98V100H159V103L157 102V103H155V105H154V107H152V110H150L149 109V111H147L148 109H147V107H145V109H144V111H145V113H147V117L149 118L148 119V121L150 120V122L149 123H147V121L145 120V122H146V124L148 125V128L150 129V132H153V134H155V137H156V134L157 133H154V132H156V131H152L151 129L153 128L152 127V125H153V123L154 124H159V123H163V122H165V111H163L164 109V107H166L167 109H166V113H168V119L167 120H169V121H171V119H172V123H174L175 121H176V116L177 115H174V113L173 112H175L176 111V107L178 106L177 105V102L173 99V97L172 96H168V94H173V91L174 90H172V91H170L167 87H166V83H165V81H162ZM196 83V82H195ZM6 84V83H5ZM26 84H27V81H26ZM25 84V85H26ZM43 84V83H42ZM224 84V83H223ZM58 85V84H57ZM170 85V84H169ZM168 85V86H169ZM3 86V85H2ZM4 86H6V85H4ZM8 86V85H7ZM44 86V85H43ZM59 86V85H58ZM62 85H60V87H61ZM108 86V85H107ZM23 87H24V85H23ZM38 87V86H37ZM63 87V86H62ZM104 87V86H103ZM106 87V86H105ZM104 87V88H105ZM157 87V86H156ZM175 87V86H174ZM30 88V86L28 87H26V90H28ZM36 88V87H35ZM40 88V87H39ZM44 88V87H43ZM43 88H40L41 89V91H44V89ZM56 88V87H55ZM104 88H102V90H105ZM108 88V87H107ZM167 88V89H166ZM1 89H3L4 90V88L2 87ZM34 89V88H33ZM54 89V88H53ZM187 90H185L184 92H186V94H189L190 92H189V90H188V88H186ZM37 90V89H36ZM49 90H51L50 88H49ZM48 90V91H49ZM98 90V89H97ZM217 90H218V88H217ZM230 90V89H229ZM228 90V91H229ZM41 91H38V93H35L31 98L32 99H35V101H40V99L42 100L43 99V96L42 95H44L43 94V92L42 93H40ZM53 91V90H52ZM106 91H107V89H106ZM177 91V90H176ZM5 93V92H4ZM7 93V92H6ZM48 93V95H49V92H47ZM51 93V92H50ZM116 93V94H115ZM146 93V92H145ZM210 93H212V92H210ZM1 94V93H0ZM110 94H108L109 95V97L111 98V95ZM164 94H166V97L168 98V100H169V105L168 106H166V104H164L165 103V101L163 100V97L165 98V96H164ZM175 94V93H174ZM178 94H179V92H178ZM185 93H183L182 94V97H180L179 96V98H182V100L184 101V99H185V101H186V103H185V107H186V109L187 108H190L191 107V97H188L187 95H186ZM7 95V94H6ZM77 95V92L75 91V94H74V97H73V102H76L77 103V100H78V97L76 96ZM107 95V94H106ZM200 95V94H199ZM210 95V94H209ZM11 96V95H10ZM146 96H148V95H146ZM29 97V96H28ZM46 97V96H45ZM44 97V98H45ZM108 97V98H109ZM116 97V98H115ZM149 97H151L152 98V96L151 95H149ZM207 97V96H206ZM220 97V96H219ZM219 97H216V98H219ZM158 98V99H159ZM167 98H166V100H167ZM31 99V100H32ZM140 99V98H139ZM153 99V98H152ZM82 100V99H81ZM42 101H44V100H42ZM202 101L204 102L203 104L204 105H202V107H205L207 104H208V102H206V99H202ZM85 102V101H84ZM107 102H109V100L107 101ZM39 103V102H38ZM55 103V102H54ZM78 103H79V101H78ZM161 103V104H160ZM167 103H168V101H167ZM183 103V102H182ZM74 104V103H73ZM91 104V105H90ZM90 104H89V102H87V109H88V107H89V109H88V111L90 112H87L88 113V115L89 114H92L93 115V118H95V116H98L97 118V121L95 120L94 122H98L99 123V121L101 120L102 122L101 123H107L108 124V126L109 125H111V127H109V128H111V130H112V123L110 124V122H108L107 120H108V118H109V120L110 119H112V117L110 116V115H108V114H104L105 112L103 111V112H99L98 110H97V108L96 107H92L93 106V102H90ZM158 104V105H157ZM193 104V103H192ZM2 105V104H1ZM59 105V104H58ZM84 105H85V103H84ZM137 105L138 106H136V107H133V108H136V109H138L139 107H143V106H141V105H139L138 104V102H137ZM31 106V105H30ZM46 106V105H45ZM130 106V105H129ZM147 106V105H146ZM199 106H200V104H199ZM132 107V106H131ZM197 107V106H196ZM40 108V107H39ZM79 108V107H78ZM5 109V108H4ZM76 109V108H75ZM198 109H200V108H198ZM204 109V108H203ZM34 110V109H33ZM93 110V111H92ZM206 110V109H205ZM4 111V110H3ZM106 111V110H105ZM173 111V112H172ZM200 111V110H199ZM5 112V111H4ZM58 112V111H57ZM59 113V112H58ZM200 113V112H199ZM10 114V113H9ZM101 114H103V116L101 115ZM11 115H13V114H11ZM10 115V116H11ZM203 115V114H202ZM16 116H18V115H16ZM16 116H15V118H16ZM23 116V115H22ZM119 116H122V119L123 120H125L126 118H128V119H130V120H132V121H134L136 118H134L133 116H130V115H127V116H124V115H119ZM199 116V115H198ZM11 117H13V116H11ZM46 117V116H45ZM106 117H108V118H106ZM126 117V118H125ZM3 118V117H2ZM14 118V117H13ZM18 118V117H17ZM16 118V119H17ZM27 118V117H26ZM43 118V117H42ZM125 118V119H124ZM145 118V117H144ZM166 118H167V115H166ZM201 118V117H200ZM199 118V119H200ZM116 119L118 120V117L117 116H115V118H113V120L112 121H116ZM121 119V118H120ZM141 119V121L143 120L142 118H140ZM183 119V118H182ZM227 117L226 118H224L223 119V125H226L227 124ZM18 120V119H17ZM16 120V121H17ZM137 120V119H136ZM135 120V121H136ZM196 120V119H195ZM194 120V121H195ZM22 121V120H21ZM20 121V122H21ZM41 121V120H40ZM47 121V120H46ZM197 121V120H196ZM4 122V121H3ZM6 122V124H7V121H5ZM19 122V123H20ZM26 122H28V121H26ZM52 122V121H51ZM91 122V121H90ZM118 122V121H117ZM137 122V121H136ZM201 122V120H199V122L198 123H200ZM92 123V122H91ZM141 123V122H140ZM177 122H175V124H176ZM26 124V123H25ZM46 124H47V122H46ZM102 124V125H103ZM113 124H115V122L113 123ZM136 124V123H135ZM142 124V123H141ZM157 124V125H158ZM164 124V123H163ZM181 124V123H180ZM5 125V124H4ZM26 125H28V124H26ZM31 125V124H30ZM101 125V124H100ZM101 125V126H102ZM106 125V124H105ZM134 125V124H133ZM137 125V124H136ZM156 125V126H157ZM189 125V124H188ZM195 125H197V123L195 124ZM194 125V126H195ZM24 126V125H23ZM36 126V125H35ZM100 126V127H101ZM107 126V127H108ZM139 126V125H138ZM145 126V125H144ZM199 126V125H198ZM213 126V125H212ZM8 127V126H7ZM25 127V126H24ZM47 127V126H46ZM93 127V126H92ZM95 127H96V125H95ZM102 127H104V125L102 126ZM134 127V126H133ZM140 127V126H139ZM197 127V126H196ZM76 128H77V126H76ZM141 128V127H140ZM180 128V127H179ZM183 128H185V127H183ZM182 128V129H183ZM26 129V128H25ZM133 129V128H132ZM157 129V128H156ZM191 129L192 128H190V131L188 132V133H193L194 131H195V129L196 128H193L194 129V131L192 132L191 131ZM15 130V129H14ZM20 130V129H19ZM27 130V129H26ZM138 129H136L135 131H137ZM145 130V129H144ZM172 130V129H171ZM22 131V130H21ZM49 131V130H48ZM140 131V130H139ZM149 131V130H148ZM207 131V130H206ZM6 132V134L8 133V131H5ZM13 132V131H12ZM120 132V131H119ZM147 132V131H146ZM149 132V133H150ZM175 132V134L176 133H178L177 131H174ZM184 132V131H183ZM21 133V132H20ZM65 133V132H64ZM148 133V134H149ZM166 133V132H165ZM188 133H186L187 134V136H188ZM199 133V132H198ZM207 133V132H206ZM209 133V132H208ZM35 134H36V132H35ZM49 134V133H48ZM66 134V135H65ZM65 134H63L65 137L68 135L67 133H65ZM159 134V133H158ZM195 134V133H194ZM205 134V133H204ZM2 135V134H1ZM7 135H9V133L7 134ZM22 135V134H21ZM34 135V134H33ZM119 135V134H118ZM137 135H139V134H137ZM140 135H141V133H140ZM30 136V135H29ZM48 136V135H47ZM70 136V134L68 135V137ZM131 136V135H130ZM129 136V137H130ZM149 136V135H148ZM173 137H174V135H172ZM32 137V136H31ZM30 137V138H31ZM137 137H139V136H137ZM141 137H143V136H141ZM160 137V136H159ZM176 137V136H175ZM197 137H199V136H197ZM206 139H207V137H210L209 139H208V141L209 142H211V143H213L214 145H213V149H214V146L215 145H218V152L219 153H216V155H213L212 154V145L211 146H209V149H210V151H209V149L207 148V150L206 151H204L202 148H201V146L198 144V141H197V143H196V141L195 142H190V141H192L191 140V138L189 137L188 139H186V137H185V139H186V143H187V148L186 149H188L189 148V156L190 157H188V159L190 158V160L191 161H189V170L191 171V180L193 181V182H195L196 183V185H198V184H200V185H198V188H200V189H202V190H200V192L201 193H203L202 194V196H205V195H207L206 193H209L210 191H211V188H214L215 187V191H214V196H213V198L215 199V201L213 200L212 202L211 201H207V200H205V203H211V204H217V205H222V204H225L226 203V201H225V198L226 197H232V199L230 200V201H236L238 198L240 199V200H238L239 201V205H238V208L239 207H245V208H249L250 206H252V202L254 201V198H253V196H257V197H260L259 196V194H258V191H259V189H261V188H259L260 187V185L261 184H264V151L260 148V147H254L253 149H252V152H251V155H249V156H244V157H241L240 156V154L238 153L237 154V152H236V146L235 147H232V146H229V145H232V144H235V143H237V140L236 141H233V140H227L226 139V137H225V135H221L220 137L221 138H224L223 140H221L220 141V138H218V137H211V133L210 134H207L206 136ZM28 139V140H31V139ZM33 138V137H32ZM67 138V137H66ZM127 138V137H126ZM143 138H145V136L143 137ZM148 138V137H147ZM196 138V137H195ZM21 139V138H20ZM24 139H25V137H24ZM68 139H70V138H68ZM72 139V138H71ZM150 139V138H149ZM148 139V140H149ZM170 139V138H169ZM171 139H172V137H171ZM180 139V138H179ZM46 140V139H45ZM132 140H134V139H132ZM136 140H138V138L136 139ZM145 140V139H144ZM143 140V141H144ZM195 140V139H194ZM34 141H38V139L36 140H34ZM34 141H32V144L34 145L35 143H37V142H34ZM57 141V140H56ZM123 141V140H122ZM185 141V140H184ZM239 141V140H238ZM39 142V141H38ZM46 142V141H45ZM86 142V141H85ZM137 142V141H136ZM8 143V142H7ZM29 143V142H28ZM53 143V142H52ZM125 143V142H124ZM171 143V142H170ZM185 143V142H184ZM207 143V142H206ZM39 144V143H38ZM56 144V143H55ZM73 144V143H72ZM134 144V143H133ZM204 144V143H203ZM2 145V144H1ZM4 145L5 144H3L2 146H0V148H2L3 147V156H2V154H0V166L1 167H3L4 168V170H2V168H0L2 171H0V212L2 211V209L3 210H5V209H7V210H11L12 208H7L6 206H8V204L9 203H13V202H17L18 203V206L19 207H22V209L21 210H24L25 211V208H27V211H26V213H25V215H24V212L21 214V215H19L18 216V218H20V219H18V218H16V219H18L17 221H20V225L18 224V227L20 226V228L21 229H23V230H21V232H19V236H24V239H26V241H25V243L23 244V246L25 247V249H26V251H25V253H27V256H28V258L29 257H32L31 256V252H30V248H31V246H30V242L32 241V240H34V241H36L37 243H39L40 244V248L39 249H37L36 250V253L34 254V259H35V264H113V262L114 263H116V256L119 254L120 256H121V251H122V249L121 248H117L118 250H113L112 248H110V241H109V239H110V234H105V233H100L101 231H103V229H101V231H99V233H97V234H95L96 232H98L97 231V229L98 230H100L99 228H105L106 230L108 229V228H106L105 226H103L104 225V222L105 221H107V218L109 217L108 215V217H106V219L104 218V215L102 216V212L101 211H103L104 210V208L105 207H100L99 209H101L100 211L98 210V207H96L94 204H92L93 202H92V200H89V201H91L90 202V204H89V201H87L86 199H84V200H82V198H85L88 194H82L81 192L80 193H77V189H74V187H73V184L69 181V179L72 181L73 179H71L72 177H70L69 179H68V177H65V175L64 176H62V175H57V173L55 174H51V173H44V171L41 173L40 171H35V169H33L32 168V164H33V162L31 163V159H34V160H36V161H34V164H33V166L36 164L35 162H37V164L40 166V162L42 163V160L44 161V159H47L48 157L50 158L51 156L49 155V156H47L46 154H42V156H38V157H41L42 159L40 160V159H37V154L36 153H34V154H32L31 155V153H30V162L29 163H31V165H29V166H31L30 168H32V169H30V168H28V166H25L24 164V166H25V168H24V166H22V167H20L19 165H17V164H12V165H6V163H5V158H3L4 157V155L5 154H7V155H9L8 153H6L7 152V146H5V148H4ZM14 145V144H13ZM27 145V144H26ZM40 145V144H39ZM202 145V144H201ZM9 146V145H8ZM48 146V145H47ZM170 146V145H169ZM172 146V145H171ZM184 146V145H183ZM25 147V146H24ZM31 147V146H30ZM41 147V146H40ZM45 147V146H44ZM64 147V146H63ZM131 147V146H130ZM144 147V146H143ZM205 147V146H204ZM226 147V149H227V147H230V148H232V150L231 151H227L226 152V155H224L223 153H225L224 151L226 150H224L223 151V149ZM8 148H11V146L10 147H8ZM16 148V147H15ZM104 146H102V148H100L101 149V151L103 150L104 151ZM169 148V147H168ZM179 148V147H178ZM258 148H260V149H258ZM4 149H5V151H4ZM26 149V148H25ZM41 149H44V148H42L41 147ZM46 149V148H45ZM57 149V148H56ZM100 149H99V151H100ZM135 149V148H134ZM220 149H221V151L223 152H221L220 151ZM229 149V148H228ZM8 150H10V149H8ZM11 150H15V149H11ZM17 150V149H16ZM15 150V151H16ZM67 150V149H66ZM130 150V149H129ZM131 150L132 151H134L132 148H131ZM150 150V149H149ZM173 150V149H172ZM28 151H29V149H28ZM157 151V150H156ZM184 151V150H183ZM11 152V151H10ZM20 152V151H19ZM30 152V151H29ZM44 152H45V150H44ZM62 152V151H61ZM82 152V151H81ZM137 152V151H136ZM165 152V151H164ZM186 152V151H185ZM215 152H217V151H215ZM17 153V152H16ZM22 153V152H21ZM175 153V152H174ZM11 154H12V152H11ZM18 154V153H17ZM27 154V153H26ZM39 154V153H38ZM64 154V153H63ZM68 154V153H67ZM72 154V153H71ZM104 154V153H103ZM137 154V153H136ZM205 154V155H204ZM16 155V154H15ZM18 155H20V154H18ZM101 156H103L102 154H100ZM139 155V154H138ZM137 155V156H138ZM141 155V154H140ZM155 155V154H154ZM157 155V154H156ZM155 155V156H156ZM176 156H177V153L175 154ZM228 156V159H226V162H228V161H230V162H228V164L230 165V166H232V164H233V162L235 163L236 161H237V163H238V165H236V166H233V168H231L230 170L228 169H226V167H228V165L226 166L225 164H224V160H225V158H224V156ZM235 155H237V157L235 156ZM29 156V155H28ZM58 156V155H57ZM61 156H62V154H61ZM64 156V155H63ZM97 156H99V154H97ZM101 156H99V161L101 160V159H104V158H101ZM159 156V155H158ZM157 156V157H158ZM239 156H240V158H239ZM8 157H10L11 158V156L9 155ZM68 157V156H67ZM84 157V156H83ZM139 157V156H138ZM137 157V158H138ZM140 157H142V156H140ZM162 157V156H161ZM10 158H8V159H10ZM15 157H13V159H14ZM18 158V157H17ZM19 158H21V157H19ZM25 158V157H24ZM23 158V159H24ZM44 158V159H43ZM60 158H62V157H60ZM116 158V157H115ZM154 158H156V157H154ZM169 160V162L167 161V160H165L167 163L166 164H168V163H171L172 164V162L171 161H173L174 159L172 158V157H167ZM166 158V159H167ZM8 159H6V161L8 160ZM97 159H98V157H97ZM157 159V158H156ZM160 159V158H159ZM11 160V159H10ZM25 160V159H24ZM67 160H68V158H67ZM70 160V159H69ZM68 160V161H69ZM140 160V159H139ZM47 161V160H46ZM48 161H49V159H48ZM47 161V162H48ZM53 161H55L54 159L52 160V162ZM95 161H96V159H95ZM142 161V160H141ZM9 162V161H8ZM13 162V161H12ZM27 162V163H28ZM39 162V163H38ZM50 162H51V160H50ZM50 163L48 166H50L51 164H52V167H53V163ZM93 162V161H92ZM156 162V161H155ZM160 162V161H159ZM187 162V161H186ZM11 163V162H10ZM164 163V162H163ZM174 163V162H173ZM239 163H240V165H239ZM36 164V165H37ZM44 164V163H43ZM48 164V163H47ZM71 164V163H70ZM69 164V166H71ZM112 164V163H111ZM154 164V163H153ZM28 165V164H27ZM57 165V164H56ZM55 165V166H56ZM65 165V164H64ZM38 166V167H39ZM54 166V167H55ZM146 166V165H145ZM170 166V165H169ZM173 166V165H172ZM51 167V166H50ZM51 167V168H52ZM65 167V166H64ZM72 167V166H71ZM157 167V166H156ZM51 168H49V169H51ZM63 168V167H62ZM67 168H68V166H67ZM146 168V167H145ZM150 168V167H149ZM48 169V170H49ZM66 169V168H65ZM64 169V170H65ZM68 169H70V168H68ZM67 169V170H68ZM159 169V168H158ZM179 169V168H178ZM52 170H53V168H52ZM55 170V169H54ZM58 170V169H57ZM61 170H63V169H61ZM67 170H66V172H67ZM74 170H77V169H74ZM160 170V169H159ZM158 170V171H159ZM163 170H164V168H163ZM69 172H71L72 170H68ZM109 171H112V170H109ZM108 171V172H109ZM149 171V170H148ZM157 171V172H158ZM162 170H160L159 172H161ZM20 172H22V174L24 175L23 176V178H22V180L20 181V182H18V178L20 177ZM52 172H54V171H52ZM55 172H56V170H55ZM60 172V171H59ZM66 172H65V174H66ZM68 172V173H69ZM113 172V171H112ZM170 172H171V170H170ZM107 173V172H106ZM111 173V172H110ZM155 173H156V171H155ZM154 173V174H155ZM168 173H169V171H168ZM59 174H62V172H60ZM70 174V173H69ZM76 174V173H75ZM112 174V173H111ZM114 174V173H113ZM171 173H169V174H166V175H164V177H170V176H172V175H170ZM67 175V174H66ZM158 175V174H157ZM224 175L225 176H227V177H230V176H232V177H234L235 175H237V179H234V180H228L226 177H224ZM112 176V175H111ZM21 177H22V175H21ZM162 177V176H161ZM144 178V177H143ZM168 178H167V180H168ZM117 179V178H116ZM122 179V178H121ZM151 179H152V177H151ZM165 179V178H164ZM170 179V178H169ZM76 181V180H75ZM145 181H148V179H146ZM152 181V183H151V187H152V189H151V194H149V192H147V194H149V198H153L154 196L155 197H157L158 195L156 194V193H158L159 192V190H161L160 188H161V185L159 186V185H156L157 184V182H156V180H151ZM161 181V180H160ZM160 181H159V183H160ZM169 181V180H168ZM71 184H70V183ZM17 183L20 185V184H25V186L26 187H28V188H30L29 190H27V192L29 193V197L27 196V193H25L24 194V191H26V188H24L25 186H23L22 185V187H23V189L21 188V186H18L17 185ZM147 183V182H146ZM171 183V182H170ZM217 183H219V185H216ZM233 183H237V189L236 190H234L233 189V187H232V185H233ZM169 184V183H168ZM231 184V185H230ZM74 185H75V183H74ZM216 185V186H215ZM239 185H241V186H239ZM57 187V186H59V187H63V191H58V190H60V189H57V191H51V190H53L54 189V187ZM150 187V188H151ZM53 188V189H52ZM58 188V187H57ZM79 188V187H78ZM184 188V187H183ZM25 189V190H24ZM145 189V188H144ZM149 189V188H148ZM196 189V188H195ZM129 190V189H128ZM134 190V189H133ZM256 190H258V191H256ZM72 191H74L75 192V197H79V198H81L80 200H74L73 198H72V196L71 195H69L70 193L72 194ZM196 191V190H195ZM243 191H248L249 193L248 194H243L244 192ZM135 192V191H134ZM199 192V193H200ZM97 193V192H96ZM239 193V196L237 195V194ZM259 193H262V192H259ZM74 194V193H73ZM72 194V195H73ZM98 194V193H97ZM129 194V193H128ZM134 194H137V193H134ZM140 194V193H139ZM146 194V193H145ZM144 194V195H145ZM170 194V193H169ZM174 194V193H173ZM172 194V195H173ZM212 194V193H211ZM90 196H92L91 195V193L89 194ZM88 195V196H89ZM104 195V194H103ZM102 195V196H103ZM131 195V194H130ZM172 195H170V196H166L165 198H160V200H159V203H157V205L159 204V213H163V214H165L166 213V211L167 212H170V211H173V210H176L177 209V203H178V199H174L173 197H172ZM34 196V197H33ZM89 196V197H90ZM97 196V195H96ZM141 196V195H140ZM176 196V195H175ZM74 197V198H75ZM107 197V196H106ZM209 197V196H208ZM241 197V198H240ZM93 199H94V197H92ZM114 198H115V196H114ZM119 198V197H118ZM122 198V197H121ZM260 198H263L264 199V197H260ZM11 199V200H10ZM112 199H113V197H112ZM117 199V198H116ZM131 199V198H130ZM136 199H138V198H136ZM135 199V200H136ZM143 199V198H142ZM146 199V198H145ZM157 199V198H156ZM200 199V198H199ZM199 199H197V200H199ZM97 200V199H96ZM115 200V199H114ZM120 200V199H119ZM154 200V199H153ZM181 200V199H180ZM99 201V200H98ZM97 201V202H98ZM137 202H138V200H136ZM148 201H149V199H148ZM157 201V200H156ZM182 201V200H181ZM200 201H202L201 199H200ZM96 202V203H97ZM116 202V201H115ZM132 202V201H131ZM151 202V199H150V201L149 202H147V199H146V203L144 204L143 202H142V205L143 206H145V207H147V205L149 204ZM237 202V201H236ZM247 202H249V204H251L250 206H248L247 205ZM29 203H31V204H34V205H37L38 206V204L39 205H41V206H45V207H43V208H33V207H30L31 205H29ZM134 203V202H133ZM103 204V203H102ZM116 204V203H115ZM150 204H154V203H150ZM149 204V205H150ZM180 204V203H179ZM11 205V204H10ZM85 205H88V208L86 207L85 209H81L83 206H85ZM98 205V204H97ZM121 205V204H120ZM125 205V204H124ZM254 205V204H253ZM100 206H102V205H100ZM121 206H123V204L121 205ZM126 206H129L128 204L126 205ZM151 206V205H150ZM216 206V205H215ZM225 206H228V207H226L227 209V212H226V210L223 212V210H222V212H223V214H225V213H228V209H230V208H235V206H233L231 203H230V205H228V204H226ZM40 207V206H39ZM144 207V208H145ZM179 207V206H178ZM202 207H204V206H202ZM217 207V206H216ZM124 208V207H123ZM126 209H127V207H125ZM129 208H131L130 209V211L131 210H134V212H136L137 213V211L139 212L140 211V213H142L144 210L142 209V207H140L139 208V205L136 203H134V204H130V206H129ZM148 208V207H147ZM180 208H181V206H180ZM205 208V207H204ZM80 209V210H79ZM126 209H125V211H126ZM149 209V208H148ZM208 208H206L205 210H203L204 212L203 213H205L203 216L205 217V218H207L209 221H211V219H212V217H214V216H217L218 217V219H219V221H222V220H220V218H219V216H218V214H216L217 212H216V210L214 209V208H211L212 210H213V212H210V209H208ZM217 209H218V207H217ZM236 209V208H235ZM6 210V211H7ZM74 210H76V212H74ZM78 210V211H77ZM157 210H158V208H157ZM161 210H162V212H161ZM253 210H254V212H253ZM97 211H99V212H97ZM107 211H109L108 209H107ZM106 211V209H105V212H107ZM120 211V210H119ZM129 211V210H128ZM176 211H178L179 212V210H176ZM236 211H237V209H236ZM9 212V211H8ZM7 212V213H8ZM13 212V211H12ZM105 212L103 213V214H105ZM120 212H122V211H120ZM119 212V213H120ZM216 212V213H215ZM219 212V211H218ZM250 213L249 214H246L243 218H242V220H243V223L245 222L246 223V220H247V218H251V219H253L254 217L256 218V219H258L257 221H262L261 219H259V218H262L263 219V223H264V201H261V204H260V206L259 207H255L254 209H252L251 211H249ZM100 214L101 215V218L99 217V216H97L96 217V215L97 214ZM118 213V212H117ZM125 213V212H124ZM132 213H133V211H132ZM158 213V212H157ZM157 213H154V214H157ZM3 214H6L5 212L3 213V212H1L0 213V217H3L4 218V216H3ZM9 214L10 215H12L11 214V211L9 212ZM13 214H16V213H13ZM108 214V213H107ZM139 213H137V215H138ZM144 214V213H143ZM151 214H152V212H151ZM178 214V213H177ZM2 215V216H1ZM10 215H8V217H10ZM17 215V214H16ZM14 216V217H17V216ZM106 215V214H105ZM118 215V214H117ZM129 215H131V212L129 213ZM128 215V216H129ZM134 215H136V214H134ZM162 215V214H161ZM166 215V214H165ZM178 215H180V214H178ZM127 216V215H126ZM128 216L126 217L127 219H128ZM164 216V215H163ZM180 216H183V215H180ZM197 216V215H196ZM196 216L194 217V218H196ZM6 217V216H5ZM12 217V216H11ZM120 217V216H119ZM130 217H132V215L130 216ZM135 217H137V216H135ZM140 217V216H139ZM139 217H137L136 218V220H138V221H140L139 220ZM146 217V216H145ZM155 217V216H154ZM171 217V216H170ZM169 217V218H170ZM175 217H177V216H175ZM216 217V218H217ZM225 217H226V215H225ZM69 218V219H68ZM96 218H99L98 220H96ZM104 218V219H103ZM147 218H148V220H150V215H148L147 214ZM159 218V217H158ZM197 218H199L198 216H197ZM254 218V219H255ZM15 219V220H16ZM172 219V218H171ZM180 219H182L183 220V218H180ZM105 220V221H104ZM132 220V219H131ZM145 220V219H144ZM144 220H142V222H141V224H142V226H141V224L140 223H138V225H139V227L142 229H144L145 228V226H144V224L143 223H145V221ZM147 220V219H146ZM154 219H152V221H153ZM2 220L0 219V222H1ZM9 221V220H8ZM100 222L99 224H97V223H94V222ZM119 221V220H118ZM124 221V220H123ZM169 221H170V219H169ZM194 221H196V220H194ZM239 224L237 225L238 226V229L237 230H230L228 227H227V225H226V223L224 222V221H222V223H221V226L220 227H215L216 228V230L217 231H215V232H222L225 236H227V238L229 239V241H228V243L227 244H223V243H220V242H215V244L214 245H216V244H219V248H220V251H221V253H222V255H221V257H220V263H223V264H226L227 263V261L232 257V256H234L236 253H238L242 248H244L246 245H248V244H253V242H251L253 239H256V242H255V244L257 243V242H259V243H257L260 247H262V241H264V230H262V232H260L261 230H259V222H256V225L257 226H254L253 225V231L251 232V237L249 238V240H247L246 238V236H250L249 234H248V232L246 233V236L244 235V237H242L243 236V233H242V229H241V227H242V223L240 222L241 220H236ZM3 222H4V220H3ZM6 222V221H5ZM109 222V226H110V221H108ZM108 222H106V223H108ZM112 222V221H111ZM122 222V220L120 221V223ZM129 222H131V221H129ZM135 222V221H134ZM134 222H132V223H134ZM137 222V221H136ZM149 222V221H148ZM151 222V221H150ZM183 222H186V221H184L183 220ZM196 222H198V220L196 221ZM13 223V222H12ZM38 224V227H33V225L34 224ZM119 223V224H120ZM128 223V222H127ZM131 223V224H132ZM156 223V222H155ZM180 223V222H179ZM258 223V224H257ZM6 224H9V223H6ZM97 224V225H96ZM117 224V223H116ZM123 224V223H122ZM126 224V223H125ZM130 224V223H129ZM163 224H165V223H163ZM167 224V223H166ZM188 224V223H187ZM79 225H81L82 227H84L82 230H83V233H85V235H84V237H82V240H81V237H79L80 238V240H79V244H80V242H81V244L83 243L82 241H84L85 242V245H84V247H81L83 250H81L79 253H78V249L75 251L76 253H73V254H70V253H68L69 254V256L68 255H65L67 252H70L71 250H72V247L73 246H77V239L76 238H78V237H76L77 235H79L78 233V231H80V229L78 230V226ZM124 225V224H123ZM123 225L122 226H119V227H123ZM136 225V224H135ZM134 224L133 225H126V226H135ZM151 225H152V223H151ZM169 225V224H168ZM186 225V224H185ZM216 225V224H215ZM214 225V226H215ZM80 226V227H81ZM106 226H107V224H106ZM137 226V225H136ZM135 226V227H136ZM159 226H161V225H159ZM173 226V225H172ZM217 226V225H216ZM27 227V228H26ZM117 227H118V224H117ZM138 227V226H137ZM154 227H155V224H154ZM157 227V226H156ZM164 227V226H163ZM177 227V226H176ZM184 228V226L182 225V226H179V228L181 229V228ZM6 228V227H5ZM11 228V227H10ZM127 228V227H126ZM132 228H134V227H132ZM151 228V227H150ZM149 228V230L148 229H145V230H148L149 232V234H151V236H153L152 235V233H150V230L152 229H150ZM162 228V227H161ZM169 228V227H168ZM178 228V227H177ZM179 228L178 229H176L177 230V232L173 235V234H170V231H171V229L169 228L167 231H169V232H167L166 234H168L169 235V237H168V239L166 238V234L164 235V233L162 234V236L163 237H161V238H164V236H165V239H164V241L165 240H167V242H169V243H167L166 241H165V243H167V247H172L173 249H174V251H175V253L178 255V257H179V261L180 262H177V261H174V262H172V261H170L169 259H167L168 257H169V255H168V257L166 258V257H164V252H163V250H165V246H166V244L164 243V244H162L161 242L159 243V241L157 240L156 241V245H152L153 243V241H151V243H150V245H152V246H154L155 248H156V250L158 249V251L157 252H159L160 253V255H159V253H156V255L155 256H158V258L157 259H155V258H152V259H154V261H152V262H149V260H152L151 258H149V260H144V258H143V255L145 254V252H147L145 255H147V256H151V254L149 253L150 251L149 250H151V248L150 247H147V244H148V242H150V239H147V237H145L144 236V239L145 240H147V244H144L145 246H142V244L141 245H134L133 243H134V241H132L133 239H131V241H126V242H124V244H125V246H126V249H127V251H128V253H129V251L131 250V249H133V252L134 253H138V254H136V255H141V257L140 258H138L137 260L135 259V260H133L131 263H128V264H193L192 263V261L193 260H195L196 262H198L199 264H202V262H203V260H202V258H201V260L199 259V258H197V256L196 257H194V254L195 255H197V253H200V252H198V250H200L199 249V246H201V240L199 239V238H197V237H195L196 235H195V230H194V232H192V230H191V228H190V226H188L187 225V228H188V231H190L191 230V232H190V234L193 236V237H195V239L193 238L192 240H188L187 239V237L185 236V235H183V236H180L179 234L181 233V234H187L188 235V232H187V230L185 231L184 229L186 228H184L183 229V231H184V233H183V231H181V230H179ZM186 228V229H187ZM33 229V230H32ZM122 229H124V227L122 228ZM136 229H138V228H136ZM135 229V230H136ZM165 229V228H164ZM167 229V228H166ZM190 229V230H189ZM1 230V229H0ZM4 230V229H3ZM6 230V229H5ZM5 230H4V233H5ZM90 230V231H89ZM121 229H119V231H120ZM127 230V229H126ZM125 230V231H126ZM129 230L131 231V227L129 228ZM134 230V229H133ZM153 231H155L154 229H152ZM159 230H161V229H159ZM208 230V229H207ZM2 231V230H1ZM24 231V232H23ZM33 231V234H36V237L34 238V237H30L31 236V232ZM77 231V232H76ZM89 231V232H88ZM124 231V232H125ZM137 231H139V229L137 230ZM209 231V230H208ZM121 232V231H120ZM128 232V231H127ZM127 232H125V233H127ZM140 232H141V230H140ZM156 232V231H155ZM162 232H163V230H162ZM166 232V231H165ZM24 233V234H23ZM122 233V232H121ZM132 233V232H131ZM145 233H147L146 231L144 232V234ZM2 234V233H1ZM6 234H7V232H6ZM23 234V235H22ZM128 234H129V232H128ZM137 234V233H136ZM135 234V235H136ZM153 234H155V233H153ZM158 234H160V233H158ZM8 235V234H7ZM26 235V236H25ZM96 235H98V236H96ZM123 236L125 235V237H126V235L127 234H122ZM131 235V234H130ZM148 235V234H147ZM16 236V235H15ZM129 236V235H128ZM132 236V235H131ZM137 236V235H136ZM161 236V235H160ZM5 237V236H4ZM4 237H2L1 235H0V264H18V263H16V261L14 262V260H13V258H11L10 257V253L7 251V247H6V244L5 243H3L4 241H6V239L4 238ZM124 237V238H125ZM139 237H140V235H139ZM148 237H150V236H148ZM155 237V236H154ZM22 238V237H21ZM33 238V239H32ZM134 239H135V237H133ZM156 238V237H155ZM190 238H191V236H190ZM141 239V238H140ZM136 240V239H135ZM149 240V241H148ZM216 240V239H215ZM142 241V240H141ZM9 243H10V241H8ZM131 242V245H130V247H129V244H127V243H130ZM8 243V244H9ZM34 243V242H33ZM36 243V244H37ZM212 243H214V242H212ZM80 244V245H81ZM109 244V245H108ZM122 244V243H121ZM32 245V244H31ZM149 245V246H150ZM113 246V245H112ZM125 246H123L124 248H125ZM17 247V246H16ZM20 247V246H19ZM80 247V246H79ZM142 247L145 249V252H143V249H142ZM217 247V246H216ZM11 248L12 249H14V246L12 247L11 246ZM37 248V247H36ZM177 248V249H176ZM215 248V247H214ZM71 249V250H70ZM121 249V250H120ZM173 249L171 250V251H173ZM35 250V249H34ZM74 250V249H73ZM136 250V251H135ZM167 251H168V249H166ZM12 251V250H11ZM32 251H33V249H32ZM166 251V253H168ZM170 251V250H169ZM179 251L181 252V254L183 255V257L185 258V259H182L181 257H182V255L179 253ZM217 251V250H216ZM17 252V251H16ZM73 252V251H72ZM71 252V253H72ZM141 252H143V254L141 253ZM155 252V251H154ZM131 254H132V252H130ZM189 253V254H188ZM220 253V252H219ZM13 254H14V252H13ZM170 254V253H169ZM172 254H174V253H172ZM14 255H16V254H14ZM75 255H77V256H79L80 258H79V260L78 259H75L76 258V256ZM128 255V254H127ZM145 255H144V257H145ZM152 255H154V253L152 254ZM129 256H130V254H129ZM128 256V257H129ZM133 256V255H132ZM147 256H146V258H147ZM172 257L174 256V255H171ZM170 256V257H171ZM216 256H218V255H216ZM122 257L123 258H119L117 261H118V263H119V260H120V264H122L121 263V261H124L125 259H124V256L122 255ZM16 258V257H15ZM21 258V257H20ZM78 258V257H77ZM116 258V259H115ZM125 258H126V256H125ZM136 258H137V256H136ZM174 258V257H173ZM177 258V257H176ZM24 259V258H23ZM128 259V258H127ZM172 259V258H171ZM174 260V259H173ZM18 261V260H17ZM22 261V260H21ZM29 261V263H30V260H28ZM28 261H26L25 260V262H28ZM23 262V261H22ZM32 262V261H31ZM69 262V263H68ZM130 262V261H129ZM205 263L204 264H215L214 263V261H212L211 260V263H210V261L209 260H205L204 261ZM216 262V264H220V263H218L217 261H215ZM117 263V264H118ZM33 264V263H32ZM125 264V263H124Z\"/></svg>",
    "mask_w": 264,
    "mask_h": 264
},
{
    "label": "water",
    "instance_id": "water-1",
    "mask_svg": "<svg viewBox=\"0 0 264 264\" xmlns=\"http://www.w3.org/2000/svg\"><path fill=\"white\" fill-rule=\"evenodd\" d=\"M226 264H264V248L248 244L232 256Z\"/></svg>",
    "mask_w": 264,
    "mask_h": 264
}]
</instances>
